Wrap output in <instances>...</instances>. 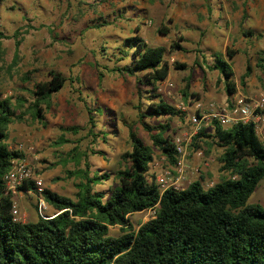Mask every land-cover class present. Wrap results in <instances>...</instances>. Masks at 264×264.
I'll return each instance as SVG.
<instances>
[{"label":"rangeland","instance_id":"1","mask_svg":"<svg viewBox=\"0 0 264 264\" xmlns=\"http://www.w3.org/2000/svg\"><path fill=\"white\" fill-rule=\"evenodd\" d=\"M160 26L166 30L164 34L157 33ZM14 31L20 32L21 43L17 65L12 69L7 67L13 53L12 39L0 40V99L9 98L14 107L15 100L21 99L22 105L15 109V115L21 118L8 124L5 144L9 150L23 154L41 189L70 199L79 178L67 177V173L83 170L84 158L89 176L104 172L109 175L106 181L93 186L94 191L107 196L116 186L114 174L119 155L129 148L127 126H132L150 146L136 121L135 107L140 101V107L146 104L137 95L138 88L144 87L134 77L106 71L130 64L129 56L117 60L125 39L137 36L148 47L163 46L166 50L168 75L156 86L155 93L175 109L184 108L182 121H167L172 139L191 133L188 119L196 113L195 104L200 105L199 114L206 112V91L210 87L214 94L219 86V75L206 67L214 62V54L227 61L226 48L236 52L227 61L236 86L234 95L264 97V74L254 66L257 52L264 51V0H0V33L11 36ZM242 32L249 33L244 36ZM171 43L181 50H171ZM246 63L250 73L240 86L238 78ZM174 64L183 68L175 69ZM49 70L60 73L66 81L62 89L51 95L49 105L41 107L43 120H33L25 112L21 115L30 103L28 92L33 84L48 79ZM26 72L30 73L29 80L24 83L21 78ZM141 75L138 73L137 77ZM185 84L187 95L195 96L188 95L184 100L181 90ZM219 95L214 101H223L220 92ZM88 112L92 128L87 121ZM163 120L159 117L145 121L156 126ZM211 124L209 129L201 126L199 130L204 133L196 146L193 147L192 138L197 132L185 146L184 180L175 183V173L166 174L172 166L154 148L147 178L152 176L160 190H180L194 180L207 188L225 176L219 171L217 159L221 150L212 142ZM70 126L77 131L64 130ZM263 136L258 135L264 142ZM72 148L76 149L74 159L66 156ZM12 200L20 215L19 223L34 222L37 216L54 213L45 203L39 208L41 198L33 190L21 192ZM246 205L264 209V178ZM152 216L153 210H146L130 215L128 221L137 229ZM118 234L117 226L108 229L109 236Z\"/></svg>","mask_w":264,"mask_h":264},{"label":"trees","instance_id":"2","mask_svg":"<svg viewBox=\"0 0 264 264\" xmlns=\"http://www.w3.org/2000/svg\"><path fill=\"white\" fill-rule=\"evenodd\" d=\"M245 1V0H244ZM244 14L241 15L243 19ZM162 26L157 33L164 34ZM249 32H242L246 35ZM20 32L11 36L0 33L1 39H12L13 53L8 64L12 69L18 62ZM171 50H181L176 43ZM163 46H146L137 36L127 38L119 49L118 61L130 57V64L106 69L107 72L134 77L139 86L137 95L141 101L136 109V121L147 135L146 145L127 126L128 150L119 155L118 169L114 178L115 187L107 196L94 191L95 185L109 178L107 173L88 175L84 158L83 170L74 175L73 199L58 195L47 188L41 189L42 202L54 210L49 216H37L34 222L19 223L12 220L11 197L4 194L3 177L11 169L13 160H22L18 150H9L5 144L6 129L13 120H20L15 109L22 104L9 98L0 99V264H264V209L258 205H246L258 182L264 178V142L254 132L251 123H235L223 127L212 121V142L221 150L217 159L221 176L210 187L203 188L194 180L180 190H160L151 176L148 166L152 150H158L167 164L173 166L176 158L173 139L168 135L169 118L183 120L184 115L156 94V86L165 80L169 65L164 60ZM236 52L229 48L224 56L230 61ZM2 51L0 49V55ZM207 69L216 71L222 84L226 104L236 92L230 64L219 54ZM254 66L264 74V51L257 52ZM175 69L183 65L174 64ZM142 73L141 77H137ZM250 66L246 63L238 84L244 85ZM29 72L21 80H29ZM48 79L33 84L29 91L30 103L22 113H29L33 120L42 121L41 107L49 105L51 95L64 86L63 76L53 70ZM101 78V75H98ZM187 84L181 90L186 99ZM19 114V115H20ZM88 124L93 122L88 112ZM164 118L163 123L151 126L145 120ZM75 133L77 128H64ZM197 131L195 142L203 136ZM65 143L66 140H61ZM72 148L66 156L74 159ZM77 162V160H75ZM57 179V178H56ZM32 181H25L19 191L34 190ZM153 210V216L137 229L128 221L132 214ZM117 226L119 234L108 235L110 227Z\"/></svg>","mask_w":264,"mask_h":264},{"label":"built area","instance_id":"3","mask_svg":"<svg viewBox=\"0 0 264 264\" xmlns=\"http://www.w3.org/2000/svg\"><path fill=\"white\" fill-rule=\"evenodd\" d=\"M168 86L170 85L168 84ZM194 107L196 113L188 119V123L191 125V133H182L179 137H175L172 141L176 161L166 174L173 171L176 175L175 183L179 180H184V170L186 168L184 163V149L186 144L190 142L191 136L195 134L202 125H206L212 121L218 122V124L223 127L238 122L251 123L253 125L254 132L257 135L262 134L264 129V97L261 95L253 98L234 96L229 101V104L224 105H216L210 102L206 105V112L202 114L198 113V110L200 109L199 104H195ZM177 110L181 112L184 108L178 107ZM25 181L33 182V192H40V182L34 179L32 167L28 166L24 159L13 160L11 162V169L3 177L4 194L9 195L12 200L21 192L30 193L32 190L19 191L17 189ZM171 188L176 189L174 187ZM42 206L43 202L42 200H39V208ZM10 214L13 221L19 222L20 215L13 200L10 208Z\"/></svg>","mask_w":264,"mask_h":264},{"label":"crops","instance_id":"4","mask_svg":"<svg viewBox=\"0 0 264 264\" xmlns=\"http://www.w3.org/2000/svg\"><path fill=\"white\" fill-rule=\"evenodd\" d=\"M20 43H21V41H20ZM20 46V45H19ZM212 65V64H211ZM211 65H209V66H211ZM209 66H207L206 67V70H208L207 68L209 67ZM215 73H216V75H218V73L215 71ZM207 77H208V75H207ZM212 88H210V87H208V89H207V91H206V96H205V98H206V102H208V103H210V102H212L213 104H216V105H224V104H226V97H225V95H224V93H223V89H222V84L221 83H219V86H218V88H217V90L216 89H214L216 92L213 94L212 93V91H210ZM219 92L222 94V102H216V101H214V100H217L218 99V97L220 96L219 95ZM216 94H218V95H216ZM194 96H195V94H193ZM216 95V96H215ZM234 96H236V95H234ZM234 96H231L230 98H229V101L234 97ZM210 123L211 122H209V123H207L206 124V129H209L210 128ZM205 126V125H204ZM262 135H264V129H263V131H262ZM264 137V136H263Z\"/></svg>","mask_w":264,"mask_h":264}]
</instances>
